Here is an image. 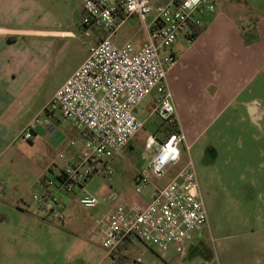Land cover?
Returning <instances> with one entry per match:
<instances>
[{"label": "rangeland", "instance_id": "1", "mask_svg": "<svg viewBox=\"0 0 264 264\" xmlns=\"http://www.w3.org/2000/svg\"><path fill=\"white\" fill-rule=\"evenodd\" d=\"M47 1L48 17L71 34L63 39L50 38L47 49L52 60L38 88L27 91L34 96L24 99L27 105L22 107L20 120L14 126L17 138L13 136L0 144V264L168 263L174 258L142 243L120 255L110 253L105 230L113 213L143 205L150 190L166 186L190 159L199 183L205 189L211 185L212 194L204 196L209 223L192 234L184 264H264V74L262 82L257 84L256 80L242 96L261 100L257 124L246 106L238 105L239 101L215 118L209 100L202 99L199 106H189L190 116H199L203 121H191V134L187 145L181 146L180 161L168 166L164 177L155 178L147 169L153 153L147 139L156 128L155 121L161 119L152 105V120L133 139V148L126 147L122 156L112 161V175L100 172L84 189L77 187L63 193L55 185L57 175L82 154L84 138L68 135L72 125L59 112L48 116L46 109L56 90L87 60L96 34L102 29L85 27L79 6L82 0ZM229 1L218 3V16L244 22L249 13L245 2L237 6L233 0L225 7ZM253 2L257 4V0ZM210 24L211 19L207 22ZM117 39L139 46L146 39L144 25L137 18L130 19ZM145 102L138 114L142 121L147 119L145 110L150 106ZM38 117L41 123L37 128L43 126L47 133L26 141L25 129ZM55 129L64 136H57ZM140 174L149 179V185H142V194L136 192L135 178ZM48 192L61 202L64 221L50 211L52 205L35 200V195L46 196ZM85 193L96 197L99 206L84 208L80 197Z\"/></svg>", "mask_w": 264, "mask_h": 264}, {"label": "built area", "instance_id": "2", "mask_svg": "<svg viewBox=\"0 0 264 264\" xmlns=\"http://www.w3.org/2000/svg\"><path fill=\"white\" fill-rule=\"evenodd\" d=\"M221 1H84L85 27H100L105 36L91 48L87 60L58 89L46 109L49 113L59 112L84 138L82 154L57 175L55 185L61 192L84 189L100 172L113 174L112 161L144 128V122L137 117V108L153 94L154 111L162 121L174 124L176 130L163 138L148 137L147 147L153 153L147 169L153 177L162 178L168 166L180 161L181 146L187 145L188 140L176 117L169 87L168 72L177 61L169 51L181 35L192 37L196 28L203 27L205 18L216 12ZM132 18L139 19L146 31L147 41L140 48L131 43H115L121 28ZM40 123L38 117L25 129L26 141H32ZM135 182L138 194L143 193V184L149 185L144 174L138 175ZM34 198L52 205L50 211L58 214V220L66 219L53 192ZM80 204L92 209L100 203L85 193ZM208 223V207L190 159L166 186L150 190L143 205L113 213L105 230V243L114 255L139 243L156 248L162 255L172 250L184 255L192 234Z\"/></svg>", "mask_w": 264, "mask_h": 264}, {"label": "crops", "instance_id": "3", "mask_svg": "<svg viewBox=\"0 0 264 264\" xmlns=\"http://www.w3.org/2000/svg\"><path fill=\"white\" fill-rule=\"evenodd\" d=\"M84 1L79 5L83 17ZM235 1L238 2L237 6H242V2H245L249 11L244 22L240 18L237 21L226 16L221 18L216 9L214 14L205 18L203 27L194 30L192 37L181 35L169 51L177 59L168 72L169 87L173 94L176 117L187 140L191 134L188 131L192 125L191 121H203L199 116V119L190 116L189 106H199L202 99L209 100L210 110L213 109L215 118L235 101H239L238 105L246 106L250 118L256 122L258 110L262 107L261 100L256 96L248 99L242 96L256 80L258 84L263 79L264 0H257V4L253 0ZM231 2L233 0L224 3V6L229 7ZM46 3L47 0H0V144L6 139L10 141L13 136L17 138L14 126L20 120L22 107L27 105L28 100L24 99L34 96L27 94V91L38 88L44 69L52 60V55L47 49L51 46L50 38L63 39L71 34L69 30L63 29L59 22L48 17ZM209 19L211 24L207 25ZM96 35L93 46L105 36V32L102 30ZM117 37L118 34L115 43H129L120 41ZM181 40L183 41L180 44ZM146 41L147 35L137 48ZM155 98L156 95L153 94L142 102L146 101L150 105L147 112L145 110L147 119L143 121L144 127L152 120L151 108ZM142 103L137 108V117ZM251 107L255 108L254 113H251ZM47 115L53 116L54 113L47 112ZM153 125L156 128L152 136L163 138L166 131L160 127V121L156 120ZM71 127L68 135L83 137L80 130ZM54 132L57 136H64L58 129ZM44 133H47L46 129L39 126L35 136ZM121 156L122 154L118 158ZM188 254L186 251L184 255H179L172 250L165 256L174 259L166 264H184Z\"/></svg>", "mask_w": 264, "mask_h": 264}, {"label": "trees", "instance_id": "4", "mask_svg": "<svg viewBox=\"0 0 264 264\" xmlns=\"http://www.w3.org/2000/svg\"><path fill=\"white\" fill-rule=\"evenodd\" d=\"M199 29L197 30L198 33L200 32ZM160 127L164 128L166 133L176 130V126L174 124L168 123L167 121L165 122V121H162V120L160 121ZM128 147L132 149L131 144Z\"/></svg>", "mask_w": 264, "mask_h": 264}, {"label": "flooded vegetation", "instance_id": "5", "mask_svg": "<svg viewBox=\"0 0 264 264\" xmlns=\"http://www.w3.org/2000/svg\"><path fill=\"white\" fill-rule=\"evenodd\" d=\"M255 122V121H254ZM257 124V121L255 122ZM206 186V185H205ZM199 187H200V193L201 195L203 196H206V195H211L212 194V189H211V185H207L206 186V189L204 188V185H202L201 183H199ZM204 190V191H203ZM206 190V192H205Z\"/></svg>", "mask_w": 264, "mask_h": 264}, {"label": "water", "instance_id": "6", "mask_svg": "<svg viewBox=\"0 0 264 264\" xmlns=\"http://www.w3.org/2000/svg\"><path fill=\"white\" fill-rule=\"evenodd\" d=\"M254 112H255V108L251 107V113H254Z\"/></svg>", "mask_w": 264, "mask_h": 264}]
</instances>
